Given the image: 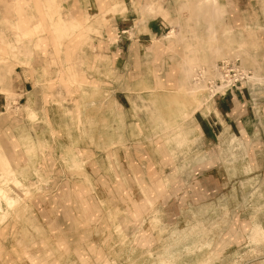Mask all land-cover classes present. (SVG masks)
<instances>
[{"label": "rangeland", "instance_id": "obj_1", "mask_svg": "<svg viewBox=\"0 0 264 264\" xmlns=\"http://www.w3.org/2000/svg\"><path fill=\"white\" fill-rule=\"evenodd\" d=\"M60 1L27 0L22 9L20 0H8L6 6L0 7V185L20 199L11 208L4 201L0 206V255L11 256L0 264H264V150L251 160L244 157L225 168L231 186L239 189L231 196L232 208L239 214L230 216L232 220L237 219L233 225H227L228 217L224 222L221 215L215 216L220 227L230 226L223 231L204 228L208 225L201 219L206 216L200 217L203 223L189 228L191 225L172 223L167 216H161L165 221L159 222L155 215L131 214L130 208L121 206L127 199L121 197L122 193L118 199L121 208L115 207V198H108L102 212L100 208L86 207L89 199L74 198V190L78 191L84 181L95 194L94 186L100 185L101 170L113 174L118 160H130L142 154L134 146H142L143 140L147 146L162 140L169 144L174 135H130L126 139L112 133L101 134L106 126L103 116L107 112L115 114L110 98L106 99L109 91L114 94L113 82H99L95 65L91 76L87 75L83 63L74 67L71 63L74 56L68 53L56 54L57 60L65 59L64 64L59 63V82L48 81L54 62H50L52 56L50 59L47 56L49 40L43 39L44 30L48 29L43 10L58 24L57 33L63 46L69 44L66 39L79 27L71 25L65 32L60 27L58 20L65 9L58 6ZM224 1H230V6L225 7ZM151 8L159 10L167 20L163 40L184 42L185 31L196 27L200 37H204V44L199 40L197 58L189 54L190 48L184 49L187 80L192 68H208L221 59L237 60L250 71V78L244 84L253 85L249 88L252 117L255 124H261L264 0H156ZM37 21L41 32L35 37V31L27 32ZM207 25L211 38L204 32ZM74 42L80 47L84 41L74 39ZM42 58L44 69H37L36 62ZM20 67L31 69L24 76L29 82H18L22 76ZM35 77L39 78L37 82L33 81ZM103 85L108 87L101 89ZM175 93L192 100L188 104L192 105L190 112L210 103L204 87L192 82H182ZM182 95L177 99L182 100ZM182 106V102H172L167 109L173 111L174 107ZM138 111L151 116L158 113L152 108L151 111L134 109L130 113ZM190 112H183L184 119ZM125 143L133 149L115 150L123 144L126 148ZM102 147L107 149L101 150ZM144 152L152 157L157 155L153 150ZM89 174L96 182H89ZM75 180L81 182L70 183ZM233 180L240 182L233 183ZM68 188L72 198L62 196L59 203L65 200V204L62 203L59 219L49 221L51 214L46 209L49 215L42 216L39 212L45 219L41 225L40 215L35 213L39 211L38 204L50 208L52 200L47 196L61 189L68 192ZM96 201L99 203L98 198Z\"/></svg>", "mask_w": 264, "mask_h": 264}, {"label": "crops", "instance_id": "obj_2", "mask_svg": "<svg viewBox=\"0 0 264 264\" xmlns=\"http://www.w3.org/2000/svg\"><path fill=\"white\" fill-rule=\"evenodd\" d=\"M26 1L20 0L22 9ZM155 2L156 0H61V5L58 6L65 9L58 20L60 27L65 32L71 25L79 26L75 27V32L66 39L69 42L67 46L60 43L58 24L55 20L51 21L43 10V15H47L44 19L48 24L43 39L49 40L47 56L49 59L52 56L50 62H54L49 69L51 79L48 81L59 82V65L64 64L65 59L57 60L56 54L63 56L68 53L74 56L71 62L74 67L83 63L87 75L91 76L95 65L94 70L99 73V82H113L114 94L112 90L109 91L106 99L110 98L113 106L111 110H114L115 114L107 112L103 116L106 126L105 130L100 131L101 134L112 133L121 138L125 136L126 139L130 135H174V140L169 144L162 140L161 143L147 146L143 140L142 146H134L142 154L130 157V160H118L114 165L116 169L113 174L102 173L101 170L102 175L98 176L100 185L94 186L95 194L91 185L84 181L78 191L74 190V198L81 196L85 200L89 199L86 207L100 208L101 212L102 208L107 206L105 202L108 198H115V207L130 208L131 214L155 215L158 216L159 222L164 220L160 219L161 216H167L172 223L191 225L189 228H193L198 222L206 221L204 225L208 226L203 227L207 230L214 231L217 228L223 231L230 226L220 227L215 216L221 215L224 222L225 217H228L227 225H233L237 219L232 220L230 216L239 214L231 205V196L236 195L239 189L231 186V178L224 170L230 167L233 161L244 157L251 160L254 155L264 150V110L259 117L261 124H255L249 89L253 85L241 82L235 88L210 97L207 107L190 112L192 105L188 104L192 103V100L175 92L182 82H192V73L196 68L191 69L190 78L187 80L184 68V53L187 51L184 49L190 48L189 54L197 58L199 40L203 43L204 37H200L196 27L190 32L185 31L184 42L163 40L166 39V35H163L168 24L159 14V10L155 8L152 11L151 7L155 6ZM7 3L8 0H0V7L6 6ZM230 3L224 1V6L229 7ZM30 17L32 18V13ZM227 20L230 22V16H227ZM208 28L207 25L204 31L206 36L209 35ZM211 28L214 29L212 25ZM81 29L83 31L79 32ZM31 31L37 33L35 37L39 36L41 25L38 21L34 22L33 28L27 33ZM175 33L178 34L177 31ZM211 37L209 35V38ZM74 39H82L84 42L80 47H76ZM41 53L43 55L45 51ZM76 55L80 58L77 59ZM36 65L37 69H44L43 58L37 61ZM20 69L22 76L18 82H29L24 76H28L27 71L31 69ZM37 79L39 80L35 77L33 81L37 82ZM42 79L40 77V82ZM89 82L92 81L89 79ZM107 87L103 85L101 89ZM180 95L182 100L177 99ZM178 101L185 107H174L173 111H168V104ZM139 108L149 111L152 108L158 113L155 116L139 111L137 114L130 113ZM185 111L190 112L186 119L183 113ZM126 144V148L123 144L116 146L115 150L133 149L130 144ZM151 150L156 151L157 155L152 157L144 152ZM99 167L102 169V164H99ZM220 168H223V171H220ZM89 175V182H96L94 178L92 181V176ZM79 182L81 181L75 180L70 183ZM235 182L240 181L233 180V183ZM106 183L113 186L108 187ZM63 190L52 191V194L47 196L52 200L50 208L44 207L42 203L38 204L39 211L35 210L36 215H49L50 210L49 221L58 220L62 203L65 204V200L60 203L59 201L62 196H70L71 193L70 188L68 192ZM120 196L128 199H125L126 203L121 206L118 202ZM43 203L47 205L46 201ZM41 215L38 216V222L43 225L45 219ZM201 216H206V219H201L203 222L200 220ZM10 257L6 254L0 255V262H6Z\"/></svg>", "mask_w": 264, "mask_h": 264}, {"label": "built area", "instance_id": "obj_3", "mask_svg": "<svg viewBox=\"0 0 264 264\" xmlns=\"http://www.w3.org/2000/svg\"><path fill=\"white\" fill-rule=\"evenodd\" d=\"M249 71L234 59H221L206 68L196 67L192 73V83L203 86L209 98L235 88L239 83L248 81Z\"/></svg>", "mask_w": 264, "mask_h": 264}, {"label": "bare ground", "instance_id": "obj_4", "mask_svg": "<svg viewBox=\"0 0 264 264\" xmlns=\"http://www.w3.org/2000/svg\"><path fill=\"white\" fill-rule=\"evenodd\" d=\"M27 184V183H26ZM12 185V184H11ZM14 189V188H13ZM26 196V195H25ZM23 198V196H22ZM20 200V199H19ZM17 200L15 197L11 196L8 192H7V188L3 187L0 185V206L2 204V202L4 201L7 205L10 206V208L12 207L13 204L17 203ZM4 203V205H5ZM3 206V205H2Z\"/></svg>", "mask_w": 264, "mask_h": 264}]
</instances>
